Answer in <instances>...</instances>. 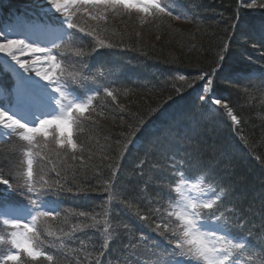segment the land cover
Listing matches in <instances>:
<instances>
[{
  "label": "snow or ice",
  "instance_id": "snow-or-ice-1",
  "mask_svg": "<svg viewBox=\"0 0 264 264\" xmlns=\"http://www.w3.org/2000/svg\"><path fill=\"white\" fill-rule=\"evenodd\" d=\"M244 7L264 9V3L241 0L228 24L232 30L229 44L221 47L211 66L199 68L192 76L193 83L188 85L193 88L199 82L200 92L196 98L199 104L208 111L223 110L237 126L241 119L223 98V93L217 91L218 81L223 78L226 87L246 81V88L255 87L258 81L259 89H264V66L252 68L251 58L245 59L243 53L241 63L249 66L234 69L222 77L229 45L237 37L244 38L239 47L245 52L249 44L254 50L257 46L258 50H264V17L258 23L248 19L240 11ZM35 8L31 16L27 13L18 16L15 27H0V134L9 138L15 136L21 142L16 172L6 175L0 167V225L6 229L5 235H0V245L7 246L0 253V264H25V260L31 264H59L57 256L47 250L42 236L54 235L47 225L60 218L61 213L55 206L57 202L45 197L71 193L73 188L65 187L66 181L61 182V172L55 165L51 169L55 173L53 180L45 179L42 174L37 179L34 157L40 156L41 160L48 157L35 153L34 149L41 146V139L46 148L51 137L58 149L71 152V158L76 160L77 149L82 151V146L77 144L74 132L82 121L92 119L94 100L103 94L115 102L119 94V89L104 83L110 74L107 66L99 64L94 71L84 60L92 53L77 48L75 56L79 60L68 61L61 50L76 41V32L95 38V31L86 32L74 22L77 13L91 21L106 20L109 12L128 15L135 12L141 16V23L148 18L188 19L176 10L177 0H36ZM97 43L105 46L103 40ZM25 55L32 59H22ZM261 59H264V51H261ZM66 64L73 65V70ZM179 79L183 81L188 77L180 75ZM150 119H142L124 136L122 151L118 153L121 161ZM190 141L191 137H179L177 152H161L159 160L149 159L154 153V147L149 146L144 152L145 158L136 165L141 178L145 167L149 168L153 174L149 179L155 178L157 191L151 199L141 196L135 203L166 200V205L149 208V214H141L139 210L131 212L133 201L124 195L116 179L120 164L112 166L110 178L105 182L106 199L110 204H122L139 221H151L148 226L166 241L161 247L155 241L149 243V238L140 233L138 239L124 244L121 264H264V245L256 247L251 243V231L244 234L248 221L245 210L239 206L236 189L217 174L220 151L216 150L211 159L205 160L203 152L198 147L193 148ZM147 187L145 182L143 190ZM90 190L94 191L82 183L75 188V194L87 196ZM16 196L23 197L27 203L15 200ZM78 215L88 218L89 214L80 212ZM108 215L106 211L105 225L109 222ZM153 215L158 217V222L152 221ZM91 221L78 225L73 231L91 228L103 236L99 255L93 262L102 264L99 257L107 251L114 230L100 227L101 221L94 215ZM124 227L129 229L127 224ZM88 241L92 246L97 242L91 237Z\"/></svg>",
  "mask_w": 264,
  "mask_h": 264
},
{
  "label": "trees",
  "instance_id": "trees-1",
  "mask_svg": "<svg viewBox=\"0 0 264 264\" xmlns=\"http://www.w3.org/2000/svg\"><path fill=\"white\" fill-rule=\"evenodd\" d=\"M5 1L13 6L30 2ZM247 2L250 3L251 0ZM256 2L264 3V0ZM240 4L241 0H177L176 10L188 16V19H181L185 25L177 24L175 19L163 17L157 20L148 18L146 25L142 27L141 20H136L141 18L131 16L132 13L109 12L107 18H112L111 21L116 25L119 23L129 30L117 37L109 34L116 31L111 22L91 21L79 13L74 17L79 18L80 23L83 20L93 23L97 39L83 37L80 48L92 53L89 55L92 61L95 57L90 56L96 53L93 48L100 50L97 54L98 61L105 63L110 69L104 83L113 89H119V94L115 102L103 94L94 100L92 119L82 121L74 132L77 144L82 146V151L77 149L76 160L71 158V152L56 146L50 149L43 147V153L38 147L35 149L40 155L48 157L47 160H41L40 156H36L35 170L51 181L55 178V173L51 171L55 165L61 172V182L66 181L65 187L73 188L71 193L54 195V200H59L57 209L61 216L48 222L47 227L54 235L42 236L47 241V250L57 256L59 264H93L99 255L103 236L91 228L73 231L78 225L91 223L93 215L101 221L100 227L114 230L107 251L99 257L102 264H121L124 244L130 239H138L140 233L149 238V243L155 241L161 247L166 244L164 238L148 226L151 221H139L120 203L110 204L104 188L113 170L112 166L119 163L120 172L116 179L124 195L133 201L132 213L139 210L141 214H149V208L166 205V200L153 204H148L146 200H140L139 205L135 203L141 196L151 199L157 191L154 186L155 178L149 179L153 176L149 168L145 167L141 178L137 174L136 165L145 158L144 152L149 146L154 147L150 160H159L161 152H177V141L182 136L191 137L192 147H198L205 160L211 159L216 150L220 151L216 171L218 176L236 189L239 206L245 210L248 221L244 234L251 231V243L256 247L264 245V89H259L258 81L255 82V87L247 88L246 81L227 87L223 78L218 81L217 91L223 93V98L227 99L234 113L241 119V124L237 126L223 110L208 111L199 104L196 99L200 91L199 82L193 88L188 87L193 83L192 76L196 75L198 69L211 66L221 47L229 44L232 30L228 24ZM2 9L3 15L9 11L8 7ZM240 11L246 18L257 23L264 17V9L261 8L244 7ZM100 29L108 31L104 38L112 42L108 44L111 47L107 44L101 47L97 43L103 35L99 32ZM243 39L237 37L229 45L222 77L234 69L249 66L241 63V53L245 59L251 58L252 68L264 66V59H261V51L264 50H258L259 46L254 50L249 44L245 52L239 47ZM84 60L87 61L88 58ZM89 64L92 63L89 61ZM180 75H185L188 79L181 81ZM153 112L155 115H152ZM149 117L150 122L139 134V145L130 146L121 161L118 153L122 151L124 136L137 127L142 119ZM13 142L14 138L11 137L0 145L8 149ZM41 142L44 144L42 139L40 145ZM106 156L109 158L105 159ZM17 157L20 160L21 155L0 153V167L4 168L6 175L13 172L11 158L16 160ZM189 175L192 173L189 172ZM145 182L148 187L143 190ZM82 183L94 191L90 190L87 196L75 194V188ZM106 211L109 213V222L105 225L103 222ZM80 212L88 213V218L79 217ZM152 221L158 222V217L153 215ZM125 224L129 225L128 230L125 229ZM88 237L97 241L94 246L89 245ZM81 241H84L83 245Z\"/></svg>",
  "mask_w": 264,
  "mask_h": 264
},
{
  "label": "rangeland",
  "instance_id": "rangeland-1",
  "mask_svg": "<svg viewBox=\"0 0 264 264\" xmlns=\"http://www.w3.org/2000/svg\"><path fill=\"white\" fill-rule=\"evenodd\" d=\"M30 2V4L32 5V10H24L23 12V14H21V15H24V14H28L29 16H31L32 15V13L30 12V11H35L36 10V8H35V3H36V0H29ZM2 2L3 3H5V1H3L2 0ZM15 6H17V5H14L13 6V8H18V7H15ZM24 8V7H23ZM27 11V12H26ZM70 11H75V9L74 8H70ZM17 14V13H16ZM78 14V13H77ZM131 16H133V17H140L141 18V16L140 15H138V14H136L135 12L134 13H132V15ZM15 19H17V17L15 18ZM111 19L112 18H107L106 20H101V21H107L109 24H110V22H111V24H113L114 25V28H113V30L115 31V33H112V32H109V34H111L112 35V37L113 36H115V37H117V36H120L121 34H124V33H128L129 32V30H128V27H125V26H122L121 27V25H119V23L116 25L115 24V22L114 21H111ZM76 20V21H75ZM137 21L138 20H141V19H136ZM135 20V21H136ZM101 21H99V22H101ZM177 24H181V25H185L186 23H183L182 21H181V19L180 20H174ZM74 22H77L81 27H84L85 28V30H86V32L87 31H94V25H93V23H91V22H88V21H85V20H83L81 23H80V19L79 18H74ZM102 24V23H101ZM109 24H108V26H109ZM140 25L142 26V27H144V25H146L145 24V22L144 23H141V21H140ZM107 26V27H108ZM106 27V26H105ZM98 28V26H96V29ZM107 30V29H106ZM75 31V30H74ZM99 32L101 33V34H103L102 36H101V38L102 39H100V40H103L104 41V44H110V43H112V42H110L108 39H105L104 37H105V35H106V33L108 32V31H105V30H103V29H100L99 30ZM76 37H77V39H76V41L73 43V44H70V45H68L66 48H63V49H61L62 51H64V53H65V56L67 57V60L68 61H73V60H79V58H77L76 56H75V51H76V49L77 48H80L81 47V44H82V41H83V37H90V38H94V37H92V36H86V35H84V34H81V33H78V32H76ZM138 38H140V37H138ZM94 39H97V36H96V34H95V38ZM144 41H146V40H144ZM99 49V48H98ZM82 50H85V49H82ZM100 50H97V52L93 55L94 57L98 54V52H99ZM85 58H88V60L86 61V63L92 68V69H96V66L97 65H99V64H102V65H104L105 63H103V62H99L98 60H97V58H94L93 59V63L92 64H89V61H90V58H89V56H87V57H85ZM26 59H31L30 57H27ZM95 60V61H94ZM66 66H68V69L69 70H73V65H68V64H66ZM186 83H189V81H186ZM122 107V106H121ZM13 138H14V142L12 143V144H10V147L8 148V149H4L3 148V146L2 145H0V153L1 152H3L4 154H6V155H21V153H20V151H19V148H20V145H21V142L18 140V138H16L15 136H13ZM5 141H7V140H5ZM44 144L41 142V146L40 147H38V150L41 152V153H43V146ZM53 146H55V142L52 140V138L51 137H49V140H48V146H47V148L46 149H50V148H52ZM34 152L35 153H37L36 151H35V149H34ZM34 158H36V156L34 157ZM19 158L17 157V159L15 160V159H13V158H11V160H10V165L12 166V168H13V173H15L16 172V168H17V165L19 164ZM36 173H37V179H39V176L42 174V173H40V172H37L36 171ZM43 175V174H42ZM46 177V175H44V178ZM45 199L46 200H54V195H49V196H46L45 197ZM15 200H17V201H20L21 203H23V204H26L27 203V201H26V199H24L23 197H20V196H16L15 197ZM55 201V200H54ZM57 203H56V207H58V204H59V200L58 201H56ZM5 232H6V229H5V227L4 226H2V225H0V235H5ZM42 239L44 240V243H45V246H46V243H47V241H46V239L45 238H43L42 237ZM6 247L7 246H5V245H0V253H3L4 251H5V249H6ZM243 259V258H242ZM26 262H28V263H31V261H27V260H25V264H26Z\"/></svg>",
  "mask_w": 264,
  "mask_h": 264
},
{
  "label": "bare ground",
  "instance_id": "bare-ground-1",
  "mask_svg": "<svg viewBox=\"0 0 264 264\" xmlns=\"http://www.w3.org/2000/svg\"><path fill=\"white\" fill-rule=\"evenodd\" d=\"M26 57H30L32 59V57L30 55H25L22 57V59H25ZM37 67H40V65H37ZM0 132H2V131H0ZM0 135H2V134H0Z\"/></svg>",
  "mask_w": 264,
  "mask_h": 264
}]
</instances>
